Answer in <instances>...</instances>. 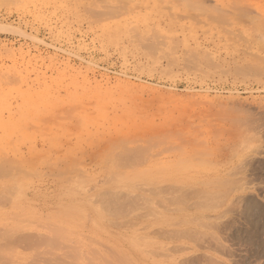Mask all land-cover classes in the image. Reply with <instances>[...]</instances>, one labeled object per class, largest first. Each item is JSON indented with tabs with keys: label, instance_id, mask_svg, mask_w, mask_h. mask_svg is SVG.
Listing matches in <instances>:
<instances>
[{
	"label": "rangeland",
	"instance_id": "obj_1",
	"mask_svg": "<svg viewBox=\"0 0 264 264\" xmlns=\"http://www.w3.org/2000/svg\"><path fill=\"white\" fill-rule=\"evenodd\" d=\"M0 264H264V0H0Z\"/></svg>",
	"mask_w": 264,
	"mask_h": 264
},
{
	"label": "bare ground",
	"instance_id": "obj_2",
	"mask_svg": "<svg viewBox=\"0 0 264 264\" xmlns=\"http://www.w3.org/2000/svg\"><path fill=\"white\" fill-rule=\"evenodd\" d=\"M260 27H261V26H260ZM138 149H139V148H138ZM141 151H142V150H141ZM141 151H140V152H141ZM140 152H139V153H140ZM141 153H142V152H141ZM133 154H134V153H133ZM134 157H135V156H134ZM136 158H137V157H136ZM136 158H135V159H136ZM182 162H183V161H182ZM179 163H181V162H179ZM203 163H204V162H203ZM203 163H202V165H203ZM176 165H177V164H176ZM140 175H141V174H140ZM137 176H139V175H137ZM130 177H131V176H130ZM139 177H141V176H139ZM150 178H152V177H150ZM115 192H117V191H115ZM115 192H111L112 194H110V196H108V197L110 198V200H111V198L113 199L112 195H114L113 193H115ZM197 192H198V191H197ZM199 192H200V190H199ZM202 192H203V191H202ZM209 192H210V191H209ZM183 193H184V192H183ZM116 194H117V193H116ZM189 194H190V193H189ZM211 194H212V192H211ZM122 195H123V194H122ZM122 195H121V197H122ZM125 195H126V194H125ZM115 196H116V195H115ZM195 196H196V194H195ZM198 196H199V195H198ZM123 197H124V195H123ZM125 197H127V195H126ZM125 197H124V199H125ZM202 197H203V196H202ZM199 198H200V197H199ZM209 198L211 199V197H209ZM114 199H117V198H114ZM120 199H121V198H120ZM130 199H131V198H130ZM210 199H209V200H210ZM122 200H123V198H122ZM118 201H119V200H118ZM124 201H128V200H124ZM116 202H117V201H116ZM119 202H120V203H118V204H119L118 206H120V204H121V200H120ZM134 202H135V201H134ZM111 203H114L113 200L111 201ZM125 204H126V203H125ZM197 206H198V204H197ZM128 207H129V206H128ZM128 207H127V208H128Z\"/></svg>",
	"mask_w": 264,
	"mask_h": 264
}]
</instances>
